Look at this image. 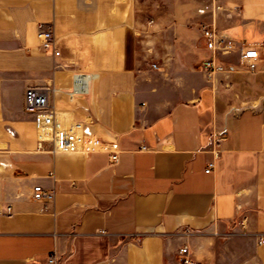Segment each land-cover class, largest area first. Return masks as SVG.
<instances>
[{
	"label": "crops",
	"instance_id": "crops-1",
	"mask_svg": "<svg viewBox=\"0 0 264 264\" xmlns=\"http://www.w3.org/2000/svg\"><path fill=\"white\" fill-rule=\"evenodd\" d=\"M217 1L237 47L221 61L256 44V71H202L211 0H0V210L13 207L0 264H177L185 245L194 264H264V0ZM76 71L96 73L89 93L50 102L117 141L115 164L98 146L38 147L26 90L70 87ZM38 183L51 201L34 198Z\"/></svg>",
	"mask_w": 264,
	"mask_h": 264
},
{
	"label": "built area",
	"instance_id": "built-area-1",
	"mask_svg": "<svg viewBox=\"0 0 264 264\" xmlns=\"http://www.w3.org/2000/svg\"><path fill=\"white\" fill-rule=\"evenodd\" d=\"M211 4L214 20L210 23L202 22L200 24L206 46L212 53L210 58L202 62V71L208 78H212L215 74L221 72H237L242 69L256 71L258 69L257 59L260 56L256 44H249L240 48L239 63L237 65L221 61L220 57L235 52L237 47L232 39L219 32L215 24L216 13L222 8V5L217 0H211ZM38 35L42 49H53L56 55L60 54V51L56 49L54 28L50 23L39 22ZM95 78V72L76 71L72 75L70 87L32 86L26 90L25 108L34 114V123L40 132L38 147H42L43 142L50 141L53 146L52 152L55 154H74L89 152L95 146H98L99 150L109 153L110 163L115 164L119 161L121 150L117 141L104 142L95 135L86 134L85 122L79 120L67 121L50 102V96L55 92H64L71 99L88 94L90 83ZM220 140L221 138L216 136L215 142L218 143ZM213 167L214 163L210 162L206 171H211ZM33 191L36 200L46 199L51 201L54 197L52 192L46 191L44 186L39 183L34 186ZM12 214L13 207L11 205L6 206L4 210H0V216H10ZM245 222L246 218L242 219L241 224L245 225ZM258 243H264V235L259 237ZM48 263L56 264L54 255L48 258ZM177 264H194L187 245L179 248Z\"/></svg>",
	"mask_w": 264,
	"mask_h": 264
}]
</instances>
